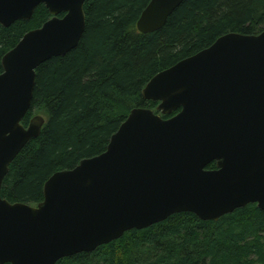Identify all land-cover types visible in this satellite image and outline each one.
Listing matches in <instances>:
<instances>
[{"label":"water","instance_id":"obj_1","mask_svg":"<svg viewBox=\"0 0 264 264\" xmlns=\"http://www.w3.org/2000/svg\"><path fill=\"white\" fill-rule=\"evenodd\" d=\"M183 1L150 0L137 31L160 29ZM84 2L0 0L4 27L29 20L39 4L51 15L2 57L0 191L11 162L44 124L41 115L22 124L36 70L78 45ZM141 95L158 102V113L132 109L104 152L45 181L42 201L0 195V264H56L175 213L217 221L249 203L264 210V29L218 37L155 74ZM211 162L216 168L207 169Z\"/></svg>","mask_w":264,"mask_h":264},{"label":"trees","instance_id":"obj_2","mask_svg":"<svg viewBox=\"0 0 264 264\" xmlns=\"http://www.w3.org/2000/svg\"><path fill=\"white\" fill-rule=\"evenodd\" d=\"M149 2L85 0V28L78 45L36 70L22 124L27 126L34 115H41L44 124L11 162L2 198L36 205L43 200L45 181L104 152L132 109L158 113V102L141 95L155 74L226 33L252 35L264 29V0H184L160 29L140 33L136 21ZM50 17L39 4L29 20L0 24V74L4 54ZM206 168H216L215 162ZM56 264H264V210L249 203L217 221L175 213Z\"/></svg>","mask_w":264,"mask_h":264},{"label":"bare ground","instance_id":"obj_3","mask_svg":"<svg viewBox=\"0 0 264 264\" xmlns=\"http://www.w3.org/2000/svg\"><path fill=\"white\" fill-rule=\"evenodd\" d=\"M172 12H173V11H172ZM172 12H171V13H172ZM16 156H17V155H16Z\"/></svg>","mask_w":264,"mask_h":264},{"label":"rangeland","instance_id":"obj_4","mask_svg":"<svg viewBox=\"0 0 264 264\" xmlns=\"http://www.w3.org/2000/svg\"><path fill=\"white\" fill-rule=\"evenodd\" d=\"M34 114H36V113H34Z\"/></svg>","mask_w":264,"mask_h":264}]
</instances>
